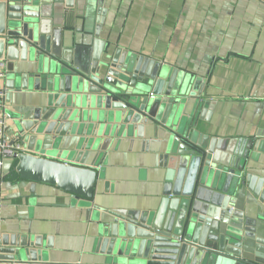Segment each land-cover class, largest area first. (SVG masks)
I'll return each mask as SVG.
<instances>
[{"label": "water", "instance_id": "water-1", "mask_svg": "<svg viewBox=\"0 0 264 264\" xmlns=\"http://www.w3.org/2000/svg\"><path fill=\"white\" fill-rule=\"evenodd\" d=\"M73 1L64 0L65 7ZM44 4L0 0V61L6 62L0 90L11 100L24 98L3 129L10 145L28 152L15 159L19 180L92 200L97 165L61 161L62 147L83 158L114 139L146 133L157 141L163 171L155 208L94 207L90 250L74 264H264V240L235 209L243 191L258 198L264 190V179L245 171L256 151L250 141L224 148L197 130L206 101L189 73L106 48L87 66L65 60L71 50L63 46L65 30L42 17ZM42 248L39 237L0 235V264H51Z\"/></svg>", "mask_w": 264, "mask_h": 264}, {"label": "crops", "instance_id": "crops-1", "mask_svg": "<svg viewBox=\"0 0 264 264\" xmlns=\"http://www.w3.org/2000/svg\"><path fill=\"white\" fill-rule=\"evenodd\" d=\"M41 1L42 17L65 30L63 46L71 49L64 52L67 61L87 66L90 57L106 48L107 53H135L191 74L206 101L197 130L224 148L250 141L256 151L250 150L245 171L264 179V0H75L71 9L64 0ZM5 95L0 117L24 101L19 94L12 100L8 91ZM71 147H62L61 161L97 165L92 200L50 185L10 182L4 177L14 160L3 165L0 235L42 238L51 264L85 260L94 207L148 210L162 194L163 171L157 167L158 144L151 134L114 139L99 155L83 158L81 152L65 155ZM235 209L264 240V190L258 198L243 191Z\"/></svg>", "mask_w": 264, "mask_h": 264}, {"label": "built area", "instance_id": "built-area-1", "mask_svg": "<svg viewBox=\"0 0 264 264\" xmlns=\"http://www.w3.org/2000/svg\"><path fill=\"white\" fill-rule=\"evenodd\" d=\"M6 72V62L0 61V80L5 78ZM5 91L0 90V109H4L5 105ZM6 119L5 115L0 117V190L3 184V165L4 160L6 159H17V157L21 154H26V150L22 148V146L14 144L10 145L9 142L3 138V129L6 126Z\"/></svg>", "mask_w": 264, "mask_h": 264}, {"label": "trees", "instance_id": "trees-1", "mask_svg": "<svg viewBox=\"0 0 264 264\" xmlns=\"http://www.w3.org/2000/svg\"><path fill=\"white\" fill-rule=\"evenodd\" d=\"M17 161L14 160L9 168V172L5 175L4 179L9 180L10 182H15L19 180L18 174L15 171Z\"/></svg>", "mask_w": 264, "mask_h": 264}, {"label": "rangeland", "instance_id": "rangeland-1", "mask_svg": "<svg viewBox=\"0 0 264 264\" xmlns=\"http://www.w3.org/2000/svg\"><path fill=\"white\" fill-rule=\"evenodd\" d=\"M6 115H7V116H10V115H12V112H10V111H6Z\"/></svg>", "mask_w": 264, "mask_h": 264}]
</instances>
